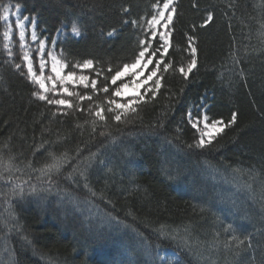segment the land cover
<instances>
[{"label":"trees","instance_id":"obj_1","mask_svg":"<svg viewBox=\"0 0 264 264\" xmlns=\"http://www.w3.org/2000/svg\"><path fill=\"white\" fill-rule=\"evenodd\" d=\"M163 3L0 0L19 4L48 45L64 32L56 51L66 72L89 77L69 92L92 97L58 84L48 99L74 107L34 96L15 24L7 45L0 20V264H264V0H175L168 53L157 55L173 67L158 71L155 96L145 88L131 109L110 113L128 80L111 76L134 63ZM189 38L197 64L184 77L173 69L190 62ZM84 60L93 68H73ZM202 110L223 129L200 147L188 114ZM50 153L66 163L45 175Z\"/></svg>","mask_w":264,"mask_h":264},{"label":"snow or ice","instance_id":"obj_2","mask_svg":"<svg viewBox=\"0 0 264 264\" xmlns=\"http://www.w3.org/2000/svg\"><path fill=\"white\" fill-rule=\"evenodd\" d=\"M172 3H173V0H164L162 8L159 5L155 6L158 9V15H153L152 18L148 21V24L151 28H155V26L158 25L161 20L165 21L164 27H167L168 24H170L172 22L173 13L175 12L174 7L170 8V5H172ZM12 7L13 6L11 4H4V5L0 6V20L7 21L9 19V15H10ZM15 8L17 9V15H19V12L21 11V6L19 4H17V5H15ZM166 11L168 13L167 16H165ZM212 19H213V16L211 13H209L205 23H208V21H211ZM26 21L31 22L33 24V30L31 32V38L34 41L37 40V33L35 31V21H31L28 16H24L22 20L18 18L16 21V26L20 30L19 31V40H20L22 48L25 47L24 41H25V22ZM133 23H135V21H133ZM10 32H11V26H9V29L4 32L5 38L9 37ZM72 32L75 34H79V30H78L75 23L72 26ZM151 35L153 38H155L157 35L156 31H153L151 33ZM169 35H170L169 32H160L159 33V38L164 42L163 45L161 46L163 48V53H161V55L168 53V47H169L168 37H169ZM191 42H192V38H189V44L190 45H191ZM53 43H55V41H53ZM140 44L145 45V41L141 40ZM150 46H151V42L149 41L148 45L143 47V49L141 51H139L138 55L135 57L134 63H132L131 65L125 64L123 66V69L116 71L115 74L111 76L112 85H116L117 81L120 80L121 77L126 75L127 70L130 67L132 69H136L138 66H141V61L145 59L146 53H149V47ZM5 47H7V45H5ZM44 49H45V41L40 40L38 51L41 53V57L43 56ZM190 50H191L192 58H191L190 62L187 64V66L185 67L184 65H180L178 68L173 69V70L181 73L184 77H188L189 73L192 72L193 68H195L196 64H197L196 48L191 47ZM158 52H160L159 48L153 50L150 54H148L147 62L142 65V70H143V69H148L149 65H152L154 63V67L148 72L147 79L142 82L144 84H146L148 81H152L154 77H157L158 71L161 70V68L163 71H168L170 68L173 67V65L171 63H165L161 59H156L155 61H153V57H155ZM11 55H12V53L9 52V56H11ZM48 55L52 58L51 70L53 73H55V78H53L52 76L44 77L43 69L45 67V61L43 58L40 59V72H41V74L37 75L36 72L33 70L32 59L30 58L29 53L27 51H25L23 53V60L27 61V70H28L29 77H30V79H32L34 81V83L39 85V90L34 92L33 95L37 96L40 100H46L48 104L67 106L68 108L74 107L72 101L69 99H63V98H61V99H48L46 93L51 91L54 94H57L55 85H56V82L59 81V83L61 84L60 94L66 93L69 97L77 96L79 98V100H81V101H83L85 99L91 100L92 99L91 96H82L79 93L69 92L67 87H63V85L65 83H67L68 81H72L73 83H80V84L84 85L85 88H87L89 77L85 76V75L77 76L75 71H69L66 76L62 75L61 73L67 65L58 61L57 58L51 52H49ZM15 67L17 69H19L21 67V65L17 64V65H15ZM73 68H80L81 70L91 69V68H93V61L92 60H84L82 64L73 65ZM109 71L111 72V68L109 69ZM140 74H141V72H133L132 73V76H133L132 84H134L137 88H139L141 86V84L138 83L136 80V77L139 76ZM46 80L52 82L51 88H49L48 85L46 84ZM105 80H107V77H105ZM90 83H91L92 89L96 90L97 81L95 79H93V80H91ZM154 85H155V89H146V93L148 91H151L153 96L156 95V90H158L161 87V81L159 78L155 79ZM127 87H128V84H121L120 86L115 88V91L112 93V96L113 97L121 96L122 95V89L127 88ZM101 91L107 93L109 91V87L106 85L105 87H103L101 89ZM140 99H143V96H141ZM107 103L109 105L114 106V107L108 108V112L111 113V112H114L115 110H127V109L131 108L133 101L129 100L127 104H121V103H117L116 100L113 98V99L108 100ZM89 107H91V105H89ZM132 110L134 111L135 109H132ZM102 112H103V109L98 106L97 111L95 112V115L98 116L101 120L105 119ZM188 115H189V119L192 121V126L194 128H197V130L200 131V139L197 142V146L203 147L206 142L211 143L212 133L209 131H205V130L209 129L210 127L216 128V125L222 124L223 122L217 121V120H212L209 123V117L207 115L193 116V114L191 112H189ZM121 118H122L121 114L114 115V119L116 121H120ZM235 118H236V114L233 113L232 121H229V123L235 122ZM201 120H203V129L204 130L199 129V125H200ZM216 131L219 132V131H222V129L216 128ZM205 137H208L209 139L206 141ZM49 156H50V162L46 163L40 169L41 173L45 174V175L50 174L52 172H59L61 170L63 164L66 163V158L57 157V156H55V154H51V153L49 154ZM0 162H2V158H0ZM7 165H8V167L12 166V158H9ZM30 166L31 165L29 164V167ZM8 179H11V178L9 177ZM16 188H19V191L21 194L23 193V188L20 187L19 185H16L13 189L14 194H15ZM161 234L163 235V233H161ZM233 239H235L237 241L238 245H242L244 243L243 241L239 240L237 237H233ZM161 264H165V261H162ZM167 264H172V262L167 261Z\"/></svg>","mask_w":264,"mask_h":264},{"label":"rangeland","instance_id":"obj_3","mask_svg":"<svg viewBox=\"0 0 264 264\" xmlns=\"http://www.w3.org/2000/svg\"><path fill=\"white\" fill-rule=\"evenodd\" d=\"M174 4H175V0H173V3H172V5H170V8L174 7ZM159 6L162 8L163 4H161ZM167 14L168 13L166 11L165 12V16H167ZM154 15H158V9H157V7H154ZM18 18L21 19V20L23 19V16L21 14V11L19 12V15H17V9L15 7H12L11 12H10V15H9V19L7 21L3 20L5 22V24H6V26H7L6 27V31L9 29V26H11V32H10L9 37L8 38H5V42L7 43V45H9V42H10V39H11V34H12V25H11V22L12 21L15 24V27H16V29L18 31V37H19V31L20 30L16 26V21H17ZM31 21H34V20H31ZM148 21H147V24H146V28H147V31L150 33V37H149V40L147 42H145V45H143V46L145 47V46L148 45L149 41L151 42V46L149 47V53H146L145 59L141 61V66H138L136 69H132L130 67L127 70L126 75L123 76V77H121V79H127L128 78V80L125 83H123V84H128V87L122 89V95L121 96H118L119 100L116 101L117 103L127 104L129 100H132L133 101V104H132L131 108L138 101L137 99H140L141 96L144 97V95H145L146 92L143 93L142 92L143 89H145V88L152 89V88L155 87L154 81H155V79L158 78V76L157 77H154L152 81H148L146 84L142 83L143 81H145L147 79L148 72L154 67V63L152 65H149V68L148 69H143V70H142V65L147 62V56L153 50L159 48L160 49V52H158V53H163V48L161 46L163 45L164 42L159 38V33L160 32H169L170 33V29L169 28H170V24L171 23L168 24L167 27H164L165 21L164 20H161L160 23L155 26V28H151L149 26V24H148ZM32 30H33V24L31 22H27L26 21L25 22V41H24L25 47H23L22 49L24 50V52L27 51L29 53V55H30V58H31V54L32 53L30 51V48L33 47L34 50L37 51L39 68H40V59L43 58L44 61H45V67L43 69V75H44V77L52 76L53 78H55V73H53L52 70H51V68H52V58L48 55V53L51 52L57 58L58 61L64 63V61L60 58L58 52L56 51V43H57V41H58L59 38H61V37L64 36V32L59 31L57 33L55 39H54L55 43H52L51 45H48L47 40L45 38L42 39L40 37V35L38 34V32L36 30V24H35V31L37 33V40H35V41L32 40V38H31V32H32ZM153 31H156V33H157V35H156L155 38H153L152 35H151V33ZM71 35H73L75 37L78 36V34H75L73 32H71ZM168 39H169V42H170V35H169ZM40 40H44L45 41V49H44V53H43V56L42 57H41V53L38 51L39 41ZM20 46H21V44H20ZM191 47H194L193 46V42H191L190 49H191ZM158 53H157V55H158ZM157 55L155 57H153V61H155L157 59ZM24 62H25L26 69H27V61H24ZM32 64H33V62H32ZM129 65H131V64H129ZM46 70H49V72H50L48 75L46 74ZM133 72H141V74L136 77L137 82L141 84V86L139 88H137L134 84H132V80H133L132 73ZM36 74L37 75H40L41 72L36 73ZM61 74L64 75V76L67 75L66 67L63 69V71H62ZM76 75L77 76H80V75H85V74L80 73V74H76ZM85 76H87V75H85ZM46 84L48 85L49 88L52 86V82L51 81H47L46 80ZM57 84L61 86V84L59 83V81H57L55 87L57 86ZM69 84L75 86V85H79L80 83H73L72 81H68L67 83H65L63 85V87H67L68 88V85ZM88 84H89V81H88ZM123 100H125L126 102H123ZM131 108H129V109H131ZM129 109H127V110H129ZM127 110H118V111L122 113V112H126ZM203 115H206V113L204 112V110H202L200 112V116H203ZM193 116H195V115L193 114ZM216 128L223 129V125L222 124H218V125H216ZM216 128H211L210 127L209 129H207L205 131L211 132L212 133V138H213L218 133L216 131ZM199 129L204 130L203 129V120H201V122H200ZM212 138H211V140H212ZM208 139H209L208 137H205V140L206 141ZM30 191H31V189H30Z\"/></svg>","mask_w":264,"mask_h":264}]
</instances>
